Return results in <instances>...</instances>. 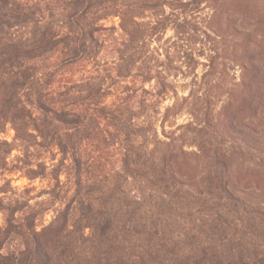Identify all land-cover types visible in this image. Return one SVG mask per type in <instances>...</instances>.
<instances>
[{"label":"trees","instance_id":"1","mask_svg":"<svg viewBox=\"0 0 264 264\" xmlns=\"http://www.w3.org/2000/svg\"><path fill=\"white\" fill-rule=\"evenodd\" d=\"M106 2L0 0V134L7 123L17 133L19 125L33 124L48 146L70 160L75 187L71 202L41 232L38 213L16 218L31 209L28 204L0 207L8 216L6 229L0 228V264H264V204L247 197L264 189V53L251 43L242 50L240 94L222 120L182 127L192 137L185 145L197 149L193 155L178 146L182 136L163 132V141L149 134L151 127L134 124V112L115 109L109 121L120 140L122 166L96 179L100 162L85 159L84 140L74 139L96 120L55 102L51 84L41 90L36 61L59 54L58 64L66 65L96 55L104 30L94 21L114 15L103 9ZM118 14L130 42L144 36ZM215 65L212 58L205 75H213ZM159 85L157 97L166 93V84ZM28 106L40 116L33 118ZM13 238L22 249L3 255Z\"/></svg>","mask_w":264,"mask_h":264},{"label":"rangeland","instance_id":"2","mask_svg":"<svg viewBox=\"0 0 264 264\" xmlns=\"http://www.w3.org/2000/svg\"><path fill=\"white\" fill-rule=\"evenodd\" d=\"M21 1L46 6L53 0ZM106 1L103 9L114 15L94 21L104 30L98 34L96 55L66 65L58 64L59 54L36 61L45 86L41 90H48L46 85L51 84L55 102L73 105L96 120L90 131L74 138L84 140L81 154L85 159L100 162L102 167L93 174L96 179L112 176L122 166L120 140L109 121L111 112L117 108L134 112V124L151 127L149 134L158 133L163 141V132L174 138L182 136L178 146L193 155L197 149L185 145L192 137L182 127L222 120L226 105L240 94L242 50L251 43L258 54L264 53V0ZM118 13L124 15L127 28L135 26L133 22L139 25L146 40L142 36L130 42ZM238 30L248 31L251 37H243ZM212 58L216 60L215 73L205 75ZM160 83L166 84V93L157 97ZM27 110L33 118L40 116L32 106ZM19 129L17 133L16 127L7 123L0 134V207L28 204L31 209L16 218L38 213L36 231L41 232L71 202L75 192L69 178L71 162L64 161L54 145L48 146L33 124H21ZM146 138L150 144L151 137ZM247 197L264 204V189L262 194L248 193ZM7 219V213L0 211L2 230ZM21 249L22 242L13 238L2 254Z\"/></svg>","mask_w":264,"mask_h":264}]
</instances>
